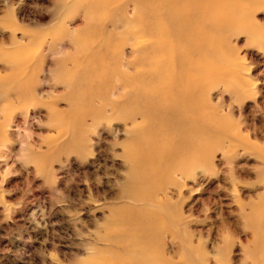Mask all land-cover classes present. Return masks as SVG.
I'll return each mask as SVG.
<instances>
[{"label":"rangeland","instance_id":"374dc122","mask_svg":"<svg viewBox=\"0 0 264 264\" xmlns=\"http://www.w3.org/2000/svg\"><path fill=\"white\" fill-rule=\"evenodd\" d=\"M135 5L0 0V264H264V0L206 24L200 137L105 101L97 54L135 60ZM171 137L186 153L148 167L136 147Z\"/></svg>","mask_w":264,"mask_h":264},{"label":"bare ground","instance_id":"6f19581e","mask_svg":"<svg viewBox=\"0 0 264 264\" xmlns=\"http://www.w3.org/2000/svg\"><path fill=\"white\" fill-rule=\"evenodd\" d=\"M115 1L117 0H100V4L103 7ZM228 1L135 0L134 18L121 22L123 32L135 39V60L120 64L118 58H111L112 55H108L106 51L97 54L108 65L107 76L103 73L105 80L120 93L116 101L111 98H106L105 101H110L111 106L119 102V114L130 116L132 122L142 114L146 122L159 120L163 126H172L180 134L200 137L204 133L199 128L204 105L201 98L204 83L202 75L213 73V69L207 68L200 61L207 53L213 55L212 45L205 39L206 24L213 26V32L221 28V18L225 10H230L229 7L223 9ZM140 38L147 41L143 48L139 47ZM140 69L144 70L147 83L141 81L143 74ZM90 71L94 74L101 73L103 68L93 66ZM160 100H165L166 103L161 104ZM150 130L154 136H163L165 132L164 129ZM178 143L173 142V137L151 139L141 141L136 148L142 147L146 151L142 160L147 162V166L148 163L170 165L176 159L175 152L180 155L187 151L185 142L183 146Z\"/></svg>","mask_w":264,"mask_h":264}]
</instances>
